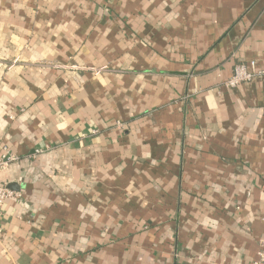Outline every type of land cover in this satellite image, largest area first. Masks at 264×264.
<instances>
[{
	"label": "crops",
	"instance_id": "crops-1",
	"mask_svg": "<svg viewBox=\"0 0 264 264\" xmlns=\"http://www.w3.org/2000/svg\"><path fill=\"white\" fill-rule=\"evenodd\" d=\"M264 0H0V264H253ZM76 66L78 69H71Z\"/></svg>",
	"mask_w": 264,
	"mask_h": 264
},
{
	"label": "built area",
	"instance_id": "built-area-1",
	"mask_svg": "<svg viewBox=\"0 0 264 264\" xmlns=\"http://www.w3.org/2000/svg\"><path fill=\"white\" fill-rule=\"evenodd\" d=\"M71 69H78L71 66ZM264 76V71L256 68V63L251 62L249 65L238 64L234 68V72L230 79L225 82L226 88H238L244 83L251 82L256 76ZM17 161V157L10 153L6 146L0 142V170ZM18 194L10 190L7 186H0V218L3 214V206L5 201L16 197ZM1 232V231H0ZM253 264H264V237L258 243L257 260Z\"/></svg>",
	"mask_w": 264,
	"mask_h": 264
}]
</instances>
